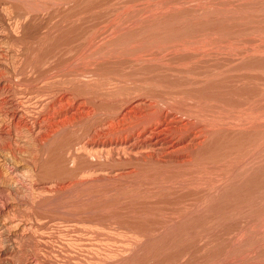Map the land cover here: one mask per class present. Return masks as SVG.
<instances>
[{"label":"rangeland","instance_id":"obj_1","mask_svg":"<svg viewBox=\"0 0 264 264\" xmlns=\"http://www.w3.org/2000/svg\"><path fill=\"white\" fill-rule=\"evenodd\" d=\"M22 1L0 0L1 28L9 27L6 14L12 7L18 11L29 2L43 8L52 2ZM74 3L66 0L49 11L37 10L20 29L26 30L27 39L34 40L32 45L42 32H48L46 49L51 50H46V63L69 78L81 76L72 88L85 94L90 91L95 106L99 105L98 113L108 109L118 112L120 104L142 94L158 109H163L165 100L168 107L164 109H177L176 115L182 114L184 119L189 115L180 110L182 107L196 110L193 113L200 109L198 114H206L209 122L214 119L216 132L185 165L150 160L137 163L117 155L108 161L102 154L93 155L82 148L84 141L77 139L75 129L66 132L71 139L66 133L58 135L60 138L50 143L52 149L31 141L22 129L11 136L14 142L11 137H0V144L10 142L19 156V161L3 165L0 177L8 178L0 179V248L9 247L17 236L15 240L21 243L17 254L24 252L26 259L31 249L40 247L38 234L29 227L34 222L33 226L47 225L44 232L53 237L49 249H62L60 260L49 257L61 264L86 258L84 245L100 241L112 252L106 264H264V0ZM68 11L82 14L77 24L82 28L74 33L63 17ZM66 38L72 39L71 44ZM11 53L18 58V51ZM169 102L174 103L171 106ZM195 104L199 109H194ZM115 111L109 113L116 115ZM102 116L97 122L107 119L106 114ZM45 121L49 129L50 119ZM47 128L40 136L49 132ZM69 143L75 144L74 158L67 150ZM6 160L10 158L2 161ZM34 181L44 190L35 191L38 188L31 187ZM13 206L15 210L19 207L18 214ZM20 211L28 214L23 215V222L22 218L19 222L23 217ZM17 254L8 255L12 259L6 257L10 264L16 259L19 264Z\"/></svg>","mask_w":264,"mask_h":264},{"label":"bare ground","instance_id":"obj_2","mask_svg":"<svg viewBox=\"0 0 264 264\" xmlns=\"http://www.w3.org/2000/svg\"><path fill=\"white\" fill-rule=\"evenodd\" d=\"M1 1H3V0H1ZM18 1H21V0H18ZM62 1H66V0H52L51 4L49 3L50 5L44 2V4H47V5H45L43 8H41V5H40V7L39 6L38 7L32 6L33 4L30 5L29 2L27 3L28 5H25V3H24L25 7L22 4L23 8L22 9L19 8L18 11H16L17 10V9H15L16 7L15 8L12 7V10L9 9V11H7V8H6V11H7L6 18H7V21L9 23V27H7V28H4L5 26L2 28L0 27V137L3 139H5V138L7 139V138L13 136L14 134L18 135V133H16L17 131L20 130L22 132V130H24V132H25L24 136L25 137H27L28 139H31V141L34 140V142L35 141L39 142L40 146H43L42 148H44L45 145H47V146L49 145L50 147L53 146V145H50V143H53V141L55 140L56 137H57L56 139L60 138V136H58V135H61V134L64 135V133H66V132L68 133V131L70 129H71V131H73L72 129H75L76 132L75 131L74 132L75 133L78 132L79 135H78V133L75 134L74 132L72 133V135L75 134L76 136H78L77 139L84 141V145L82 148L87 150L89 153H93V155L99 154V153L102 154L104 156V157H102V159L107 158V160H108V158H110V157L115 158V156L117 155V157H119L120 159L122 157L125 159H130V160L135 159L137 163H138V161H141V160L143 162H145L146 160H148V161L150 160L151 162L153 161V162H157L159 164H165V165H167V164L170 165V163L171 164L174 163L175 165L176 164H179V165L182 164L183 165L184 163L186 164L188 162L190 163V161L193 160V157L196 154L198 156L197 152L200 150V148L202 150L204 143H206L207 140L209 141V139L211 138V135L214 132H216L215 131L216 128L214 127L216 125V122L214 123V119L212 120V122L211 121L209 122L208 116H205L206 114L203 115V113H202V115H200L201 113L199 111L200 109L198 106L199 103H198V105L195 104L196 106L193 105V107L195 109V107L198 106L197 109H199V110H197V112L200 114H198L196 112H195L196 114L193 113L194 111H196L194 109H193L194 111L192 112L191 108L185 109L186 106L182 105V106H184V108L181 106L182 108L180 110L183 111L184 114L189 115L188 119H184L183 117H180L182 114L179 115V117L177 116L178 114L176 115L177 109H174V108L171 109L170 107H169V109H164V107L165 108L168 107V106H165V102H166L165 100H164V105H162L163 109H158L159 107L157 106V108H156L155 107L156 104L154 105V102L148 101V99H149L148 95L144 96L142 94H137V95L131 97V100H127L123 104H120L121 108H119V110H117L118 112H116L115 110L108 109L111 112L113 111V113L115 111L116 115H112L113 113H111V112L109 113V111L103 112V110H101L102 111L101 112L100 109H99L100 112L98 113L97 108L99 107V105H98V107H96L97 105L95 106V103L93 102V100L94 101H96V100L95 99L92 100V98H94V97L90 96V94H91L90 91H89V93L85 94L84 91L79 92V91L75 90L76 89L75 87L72 88L74 86L72 84L73 83L75 84V82L81 76L77 77V75H74V77L69 78L66 74H63L59 68H58V70H56L57 69L56 67L54 69V67L52 68L46 63L48 61V59L46 57L47 56L46 50H48V51L51 50V49H46V47H47L46 45H47V42L49 40L48 32L46 31L47 32L46 34H45V32H42V33H44V35L40 34V36L38 38H37L38 35L37 36L35 35L36 36L35 39L36 38L37 39L35 40L36 43L34 45H32V42H34V40L31 41V40L27 39V36H26L27 32H25L26 30L21 31L20 27L22 24H25L24 22L29 19L31 14H33V12H36L37 10L40 11V9H42L43 11L44 10L49 11L53 5L61 4ZM68 1L70 3L76 2V0H68ZM36 4L38 5L39 3H36ZM44 4H42V5H44ZM10 5H11V2H10ZM17 5H18V3H17ZM74 6H76V4ZM85 6H89V5L87 4ZM54 8H55V6H54ZM72 9H74V8H72ZM4 12H5V10H4ZM76 12H78V11H76ZM67 13L68 14L65 13V15H63V17H64L65 22L66 21L68 22V27H69L68 30H70V32L72 31L74 33V31H77L78 28L79 29L82 28V27H79V25H77L80 18L82 17L81 16L82 14L78 13L79 14L78 15L77 13H70L69 11ZM45 15H46V13H45ZM61 16H62V14H61ZM89 17H90V15H89ZM3 18H4V16H3ZM42 18H40V19H42ZM0 20H1V18H0ZM37 21H38V19H37ZM65 22H63V23H65ZM7 26H8V24H7ZM58 26H59V24H58ZM58 26H56V23H55V27H58ZM52 29H51V31H52ZM64 30H65V27H64ZM28 32H29V30H28ZM71 33H68L69 36ZM80 33H79V35H81ZM82 33H83V31H82ZM73 35H74V37H73ZM73 35H71V37H73V39L75 40L76 39L75 34H73ZM51 37H52V35L50 36V38ZM63 37L65 38V34ZM76 37H77V35H76ZM68 38H66L65 41ZM52 39L54 40V37H52ZM52 39H50V40L52 41ZM76 40H78V39H76ZM67 41H70V44H71L72 39L71 40L68 39ZM67 41H66V43H67ZM56 43H57V41H56ZM73 43H74V41H73ZM34 46H35V48H34ZM51 46H53V44ZM14 49H15L16 53L18 51V53H17L18 58H14V56H12L11 52H15V51H13ZM32 49H34L35 51L34 50L32 51ZM30 52H33L34 54L30 55ZM102 52H104V51H102ZM102 52L100 51L101 54H102ZM91 55H94V54H91ZM32 73H34V74L31 75ZM119 81H120V79H119ZM87 87H89L88 82H87ZM89 89L88 88H87V90L85 89V92L86 91L88 92ZM18 90L21 93V95L18 92ZM119 97H121V96H119ZM127 99H128V97H127ZM122 100L124 101V99H122ZM169 103L172 106V104L174 102L173 103L169 102ZM192 104H194V103H192ZM159 106L161 107V102H160ZM173 107H175V106L173 105ZM177 107H178V105H177ZM189 107H192V106L189 104ZM178 109H179V107H178ZM180 110H178V112ZM185 110H187V111H185ZM205 112L206 111H204V113ZM100 113L107 115V119L104 122H100V121L97 122L99 119L98 117L103 118L102 114H101V116L100 115L97 116ZM179 113H181V112H179ZM192 116L196 120H193ZM209 116H210V114H209ZM104 117H105V115H104ZM210 117H212V116H210ZM210 117H209V119H210ZM215 117H218V116H215ZM47 118L50 119V124L47 123L50 125L49 129L47 128L48 126L46 127L47 130H49V132L46 131V135H44L42 137V136H40V133L44 132L45 131L44 129H46L45 128L46 125L44 126V124H46L45 120ZM44 121H45V123H44ZM246 121H248V120H246ZM220 122L222 124V121H220ZM106 123H107V125H106ZM13 129L15 131H13ZM63 137H62V140L60 139V141L61 142L63 141V143H64L65 141L63 140L64 139ZM68 137L69 138L71 137L70 133H69ZM14 139H16V138H14ZM5 141H7V140H5ZM11 141L14 142L12 140V137H11L10 142ZM77 141H79V140H77ZM10 142H8V143H10ZM56 142H58V141H56ZM0 143H1V141H0ZM2 143H3V140H2ZM8 143L5 142L3 144H0V177L2 175L1 173L3 171H5L3 169V165L6 163H11L12 160L18 159L17 158L18 155L16 154L17 150L15 149L16 150L15 151L12 148L11 145H13V144H11V143L8 144ZM58 143H60V142H58ZM63 143H61V144H63ZM15 144H16V142H15ZM82 144H83V142H82ZM19 145H18V147H19ZM23 145H25V144H23ZM37 145H38V143H37ZM67 145H68L67 150H69V151L71 150L69 152V154H71V152H72L71 155L74 158V156H75L74 152L76 151L74 149L75 144L69 143ZM47 146H45V148ZM50 147H49V149H50ZM59 147L61 148V146H57L56 148L59 149ZM62 147H63V145H62ZM78 147H80V146H78ZM40 148H39V152L42 149V148L41 149ZM64 148L65 147H63V149ZM51 149H52V147H51ZM22 150H23V148H22ZM18 152H19V150H18ZM44 153H45V150H44ZM56 154H58L57 149H56ZM5 155H7L6 157L10 158L9 161L8 160L2 161L3 159H9V158H6ZM63 155H64V153H63ZM63 155H61V156H63ZM68 158H69V156H68ZM20 159H22L21 156H20ZM69 159H71V158H69ZM16 161H19V159ZM16 161H14V162H16ZM38 161H36V163ZM102 163H104V162H102ZM157 163H155V164H157ZM7 170H9V169H7ZM37 170H35V171H37ZM6 173H7V171H6ZM4 175H6V174L4 173ZM8 176H10V175H8ZM34 177L35 176H33L32 179ZM0 179H1V181H2V179L5 181L6 178L5 179L0 178ZM6 180L8 181V178ZM10 180H11V178H10ZM4 181H3V183H6ZM14 181H15V179H14ZM8 183H10V182H8ZM31 183H33V185L31 187L38 188V190H35L37 192L44 188V186L36 183L35 181L31 182ZM82 183L83 182H81V184ZM22 184H23V182H22ZM10 190H11V187H10ZM56 190L59 191L58 188H56ZM7 191H8V189H7ZM12 191L13 190H11V192ZM14 191H13V193H14ZM37 192H36V194H37ZM13 193H10V194H13ZM41 193H42V191H41ZM47 193H48V191H47ZM3 194H5V193H3ZM6 194H7V192H6ZM10 194L7 195V197L9 196V200H10V197L12 196V195L10 196ZM18 196H20V195H18ZM46 197H48V196H46ZM37 198L39 199V197H37ZM1 199H2V197H1ZM11 199H12V197H11ZM4 202H5V200H4ZM38 202H40V201H37L36 204H38ZM17 208H19V207H17ZM17 208H16V210H17ZM21 208H22V206H21ZM13 209H14V206H13ZM23 209H24V207H23ZM16 210L14 209V211H16ZM28 211L26 213H29ZM17 212H19V209L16 211V214H18ZM20 212L22 213V211H20ZM7 213H9V212H7ZM21 213H19V215H21ZM16 214H14V216H16ZM23 215L24 214L22 213V216ZM24 216L28 217V214H27V216H26V214ZM24 216L20 217L19 222H21V218H22V222H23V220H25V219H23ZM40 218H42V217H40ZM40 218H38L37 220H40ZM6 219H7V217H6ZM28 219H30V218H28ZM17 222H15V223H17ZM28 222H29V220H28ZM40 222H41V220H40ZM32 224L29 227L33 229V231H34V232L32 231L33 233L38 234L36 236H38L40 247H37V245H36L37 248L32 247L33 249H31V250L29 249L30 252L27 254V257L25 259L24 258L25 257L24 252L17 254V249L19 247H21V243L19 240H18V242H17V240H15L16 238L18 239V237L16 236V238L13 239L12 244L9 247L5 248L6 245L4 244L5 245L4 249L0 248V264H10V262H8V259H12L14 257L11 258L8 255H12V254H17V256L16 255L15 256L18 258L19 264H61V263L57 262L56 259H55L56 262H54L53 261L54 259L49 257V256H53L54 258H58V260H60L61 256L59 259L58 253L61 252L62 249H61V251H60V248L59 249L57 248L58 250L57 249L55 250L54 249L55 247L53 248V246H50V249H49V244L51 245V240L53 239V237H51L52 236L51 234H50V236H49V234L48 235L45 234L44 231H45V227L47 225L45 226L44 224L41 223L38 226H36V224H35V226H33ZM16 225L18 226V224H16ZM2 227L4 228L5 225ZM13 227L15 228L16 226H13ZM49 227H51V226H49ZM10 228H12V227L10 226ZM14 228H12V229H14ZM24 228H25V226H24ZM21 229H23V228H21ZM47 230H48V228H47ZM78 230L81 231V229H78ZM52 231L53 230H51V233H52ZM2 232H3V230H2ZM0 234H2V233H0ZM29 234H31V233H29ZM80 234H81V232H80ZM93 235H94V233H93ZM21 237H20V239H21ZM3 238L4 237H1L2 240H3ZM8 239H6V240H8ZM22 240L24 241V238ZM38 240L36 242H38ZM54 241H56V240L54 239ZM10 242H11V240H10ZM70 242L72 243V241H70ZM100 242L102 244L101 243L96 244L95 242L85 244L84 248H86V250L88 251L87 257L86 258L84 257V259H82L83 257L81 259L80 258L78 259L75 256L76 258H73L74 263L75 264H106L108 259L110 258V256H112L111 255L112 252L108 248H106V246H107L106 242L105 243L103 241H100ZM32 243H33V241H32ZM80 243H81V241H80ZM52 244H54V243L52 242ZM59 244L60 243H58V245ZM74 244L75 243H73V247H74ZM103 244H104L105 248H104ZM67 246H68V244H67ZM69 246H70V244H69ZM81 246H83V245L81 244ZM22 249H24V248H22ZM115 254H116V252H115ZM119 255H121V253ZM6 257L8 259H6ZM112 259H113V257L111 258V260ZM123 261H124V259H123ZM61 262H62V260H61ZM69 263H71V262H69ZM14 264H17V259H16V262Z\"/></svg>","mask_w":264,"mask_h":264}]
</instances>
